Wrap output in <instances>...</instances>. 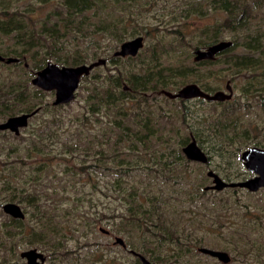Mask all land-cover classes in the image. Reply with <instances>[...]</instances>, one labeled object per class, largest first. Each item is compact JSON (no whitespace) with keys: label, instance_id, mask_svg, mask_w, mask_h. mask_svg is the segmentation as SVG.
<instances>
[{"label":"rangeland","instance_id":"374dc122","mask_svg":"<svg viewBox=\"0 0 264 264\" xmlns=\"http://www.w3.org/2000/svg\"><path fill=\"white\" fill-rule=\"evenodd\" d=\"M137 35L136 53L115 54ZM219 40L231 45L195 57ZM248 43L264 50V0H0V54L17 58L0 59V122L33 112L18 132L0 129V264H28L20 252L31 247L44 264H141L136 252L156 264H264V186L206 188L208 170L228 182L251 176L241 151L264 148V73L243 71L264 52ZM100 57L67 102L31 81L47 61ZM119 72L151 89L115 84ZM226 79L228 99L159 90H225ZM191 139L205 162L183 151ZM247 232L260 247L250 259L235 252Z\"/></svg>","mask_w":264,"mask_h":264},{"label":"water","instance_id":"95a60500","mask_svg":"<svg viewBox=\"0 0 264 264\" xmlns=\"http://www.w3.org/2000/svg\"><path fill=\"white\" fill-rule=\"evenodd\" d=\"M143 35H137L132 38L124 40L120 44V48L115 51V54L126 55L134 54L139 47L143 45ZM231 45L230 40H219L214 41L204 48L196 49V58H212L216 53L228 48ZM0 59L7 62L17 60V58L11 56H3L0 54ZM105 62V58H97L88 63H79L75 65H65L58 64L53 61H47L46 64L36 71L35 75L32 77L31 81L34 85L45 90H54L55 98L54 103H64L71 100L74 96V92L78 87L80 78L82 75L88 73L90 69L94 66ZM226 90L218 89L212 93H209L202 89L200 85L196 82H188L178 88L175 92L162 89L165 94L169 97H192V96H202L207 99H228L233 94V88L231 83L227 81ZM33 112H22L19 114H13L8 116L5 120L0 122V129L9 128L15 132L19 131V128L26 125L28 122V117ZM183 151L188 158L206 161V153L197 144L195 139H191L183 147ZM241 159L245 167L251 171L253 174L247 178L236 180V181H226L218 173L213 170H208L207 175L212 177V184L207 185L206 188H216L221 189L226 186H240L245 187L249 190H257L259 187L264 186V148L256 145L248 146L241 151ZM2 208L7 213L14 217L22 218L25 212L21 205L15 201H5L2 204ZM102 228V227H101ZM103 229V228H102ZM115 241L124 244L123 239L120 236L115 237ZM200 252L209 254L222 262H229L231 255L222 249L198 246ZM134 251V250H132ZM135 253V252H134ZM141 261V264H156L155 261L149 259L145 255L136 252ZM22 257L27 259L28 264H44L43 254L36 248H27L20 252ZM110 264V263H105Z\"/></svg>","mask_w":264,"mask_h":264},{"label":"trees","instance_id":"16d2710c","mask_svg":"<svg viewBox=\"0 0 264 264\" xmlns=\"http://www.w3.org/2000/svg\"><path fill=\"white\" fill-rule=\"evenodd\" d=\"M225 10L228 11L227 8H225ZM226 21L229 22L228 19ZM247 46L249 48H252V49H260V50L263 49L260 45L255 44V43L254 44L248 43ZM262 51L264 52V50H262ZM58 61H61V60L58 59ZM256 68L260 69V73L257 72L258 69H256ZM263 69H264V61L263 62L258 61V62L248 63L245 66H243V71L246 72L247 74L251 75V76L260 75V74L264 73ZM123 79L128 80L129 83L127 85H128V89L130 91L134 90L135 92L136 91L140 92V91H145L148 88L151 89V87L148 86V84H146L143 81H138V80L134 81L135 78H133L132 80H129L130 78H123V75L121 72H119V76L117 77V79L113 80V81L115 84L119 85ZM165 85H166V83L163 82L161 84V86L159 87V90L163 89V87H165ZM204 87H206V86H204ZM206 88H208V87H206ZM132 191H134V190H132ZM8 192L9 193L7 194V196H5V198L14 199L15 195L13 194V192L12 191H8ZM143 198L146 199L145 196H143ZM26 199H27L26 203L30 204L29 199L28 198H26ZM255 239L257 240V236H253L252 233H250V232L243 233V235L238 240L239 243H242V247L237 245L238 247L235 250V252L237 254L243 255L244 257H246L248 259L253 258L256 255V251L260 250L258 241L256 243Z\"/></svg>","mask_w":264,"mask_h":264},{"label":"flooded vegetation","instance_id":"af4514ba","mask_svg":"<svg viewBox=\"0 0 264 264\" xmlns=\"http://www.w3.org/2000/svg\"><path fill=\"white\" fill-rule=\"evenodd\" d=\"M218 53H216L212 58H206V59H214L215 57H216V55H217ZM227 81H229L230 83H231V80L230 79H226V81H225V83H224V88H225V90L227 91V89H226V83H227ZM205 85H203V86H201L200 85V87L202 88V89H204L205 91H207V92H209V93H212V92H214V91H216V90H218V89H222V88H218V89H215V90H213V91H210L212 88H206V87H204ZM231 86H232V83H231ZM232 88H233V86H232ZM162 90V89H161ZM209 90V91H208ZM224 90V89H223Z\"/></svg>","mask_w":264,"mask_h":264}]
</instances>
